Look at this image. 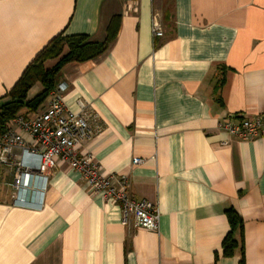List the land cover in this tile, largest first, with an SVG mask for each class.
<instances>
[{
    "label": "crops",
    "instance_id": "obj_1",
    "mask_svg": "<svg viewBox=\"0 0 264 264\" xmlns=\"http://www.w3.org/2000/svg\"><path fill=\"white\" fill-rule=\"evenodd\" d=\"M113 18L102 55L62 67V101L96 116L101 130L81 151L156 205L158 231L124 225L118 205L64 162L41 196L35 172L20 205L14 169L0 165V264H238V251L222 257L227 208L243 222L244 264H264V136L243 141L218 128L264 115V0H0V104L54 37L101 43Z\"/></svg>",
    "mask_w": 264,
    "mask_h": 264
},
{
    "label": "built area",
    "instance_id": "obj_2",
    "mask_svg": "<svg viewBox=\"0 0 264 264\" xmlns=\"http://www.w3.org/2000/svg\"><path fill=\"white\" fill-rule=\"evenodd\" d=\"M125 1L129 8L137 3V0ZM152 34L154 37H162V27L157 16L152 19ZM63 91L64 86L58 84L50 92L43 109L37 110L31 116H16L0 136V165L14 169V201L24 205V194L32 187L30 182L35 172L41 174L38 190L41 196L46 174L58 162H64L71 170L80 174L92 193L102 194L104 198L118 205L124 225L131 222L135 228L157 232L159 212L156 205L134 199L129 191L130 182L127 176L104 174L94 157L81 151L83 143L90 140L101 128L96 116L85 105L80 104V110L76 113L67 109L62 101ZM10 126L18 128L30 142L10 130ZM218 128L239 140H253L264 136V115L242 117L236 124L226 121L219 123ZM17 151L36 156L38 167L24 163L22 156L16 154ZM141 164V158L132 159L133 166Z\"/></svg>",
    "mask_w": 264,
    "mask_h": 264
},
{
    "label": "trees",
    "instance_id": "obj_3",
    "mask_svg": "<svg viewBox=\"0 0 264 264\" xmlns=\"http://www.w3.org/2000/svg\"><path fill=\"white\" fill-rule=\"evenodd\" d=\"M117 24V18L110 21L107 36L101 43L92 42L84 35L59 34L54 37L26 67L19 80L4 97L7 100L0 104V136L5 133L7 124L21 112L34 113L44 105L50 92L58 86L64 65L88 62L102 55L115 38ZM47 62L54 63L51 67H45ZM37 84L41 90L32 98H28L29 91ZM224 214L229 231L221 242L222 257H233L238 251L240 255L238 264H244L243 222L232 208H227Z\"/></svg>",
    "mask_w": 264,
    "mask_h": 264
},
{
    "label": "rangeland",
    "instance_id": "obj_4",
    "mask_svg": "<svg viewBox=\"0 0 264 264\" xmlns=\"http://www.w3.org/2000/svg\"><path fill=\"white\" fill-rule=\"evenodd\" d=\"M52 64H53V62H47V63L45 64V67H51ZM40 90H41V87H40L39 84H37V85H35V86L32 88L31 93H32V95H33V93L36 94V93H37L38 91H40Z\"/></svg>",
    "mask_w": 264,
    "mask_h": 264
}]
</instances>
